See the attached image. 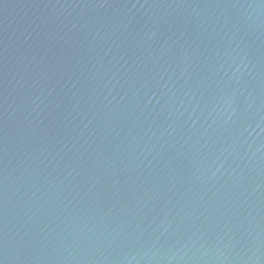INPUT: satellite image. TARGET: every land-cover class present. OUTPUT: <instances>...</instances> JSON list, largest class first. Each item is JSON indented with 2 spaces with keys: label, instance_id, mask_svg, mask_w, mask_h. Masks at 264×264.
<instances>
[{
  "label": "water",
  "instance_id": "95a60500",
  "mask_svg": "<svg viewBox=\"0 0 264 264\" xmlns=\"http://www.w3.org/2000/svg\"><path fill=\"white\" fill-rule=\"evenodd\" d=\"M0 264H264V0H0Z\"/></svg>",
  "mask_w": 264,
  "mask_h": 264
}]
</instances>
